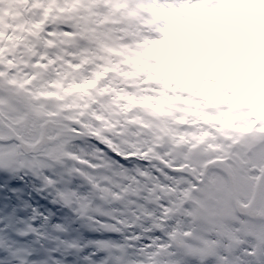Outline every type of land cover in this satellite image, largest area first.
I'll use <instances>...</instances> for the list:
<instances>
[{
  "label": "snow or ice",
  "instance_id": "1",
  "mask_svg": "<svg viewBox=\"0 0 264 264\" xmlns=\"http://www.w3.org/2000/svg\"><path fill=\"white\" fill-rule=\"evenodd\" d=\"M31 4L19 33L0 30V112L30 117L51 147L47 162H20L0 149V264H137L118 237L143 242V264H151L154 242L166 239L177 249L172 264H227L232 258L218 242L189 243L163 221L199 210L183 207L186 173H204L207 188L221 192L234 183L225 161L244 143L228 114L178 118L166 99L115 87L109 74L120 71L113 57L122 25L114 9L122 0ZM118 157L147 163L128 168ZM127 218L134 225L118 226ZM217 235L231 238L227 223ZM238 255L236 264H264V244Z\"/></svg>",
  "mask_w": 264,
  "mask_h": 264
},
{
  "label": "clouds",
  "instance_id": "2",
  "mask_svg": "<svg viewBox=\"0 0 264 264\" xmlns=\"http://www.w3.org/2000/svg\"><path fill=\"white\" fill-rule=\"evenodd\" d=\"M223 6L224 0H177L174 7L176 9L175 16L179 23L173 27L182 28L184 21L199 19L198 16L188 15V11L199 13L201 7L211 11ZM97 7L107 6L98 5ZM74 14L77 13H68V15ZM214 19L221 20L223 16ZM234 27V25L229 24L215 31L199 57L198 66L189 69L209 86V89L204 90L205 93L221 90L224 70L230 64L233 55L240 52V49L235 45L241 37L234 31ZM113 59L120 71L109 75L115 77V87L120 88L126 94L155 95L153 89L164 88L171 97L179 98L190 95L178 83L157 79L158 74L136 73L135 79H129L128 74L131 72L132 66L124 63V58L119 55H114ZM150 63H154V61H150ZM191 98L200 104L205 103V99L200 96L199 92L192 93ZM185 107L183 104L179 105L177 114L183 115L182 109ZM92 142L95 143V141ZM50 147L51 145L45 142L40 130L34 126L30 117L21 115L16 111L5 110L0 112V149H3L5 156L11 152L20 162L33 160L47 162L49 159L47 150ZM118 159L128 168H134L137 165L144 166L147 163L146 160L135 157H130L127 160L123 157H118ZM213 160H215L214 157ZM225 163L232 167L235 179L252 182L253 177L264 178V143L253 146L244 144L235 148L233 158L225 161ZM215 170L217 169L209 168V171ZM184 178L187 181L184 187L189 190V198L183 207L188 210L193 208L199 210L195 215H181L179 219L176 215L165 217L163 223L168 233L178 232L181 234V238L189 243H200L196 240L197 236L203 240L218 242L217 251L220 253L227 252L228 256L232 258L227 261V264H236L239 259L238 254L253 243L264 244V239L257 240L258 236L264 237V216L253 215L255 205L249 206L250 202L238 200L232 204L231 213H226L224 211L226 194L209 191L205 183L204 173L194 176L189 172L185 174ZM259 182H262V179ZM96 203L102 208L107 209L108 207L102 201ZM134 223L131 218H127L124 225L118 226L125 227V225H134ZM225 223L229 226L231 238L217 235L220 226ZM136 230L139 231V229ZM118 238L127 245L129 258L137 261V264H143L138 251L143 242H131L125 241L123 237ZM154 243L157 246L151 251V264H172L176 259L175 253L177 252L174 242L166 239L162 246H160L161 241ZM208 264H215V261L209 260Z\"/></svg>",
  "mask_w": 264,
  "mask_h": 264
},
{
  "label": "rangeland",
  "instance_id": "3",
  "mask_svg": "<svg viewBox=\"0 0 264 264\" xmlns=\"http://www.w3.org/2000/svg\"><path fill=\"white\" fill-rule=\"evenodd\" d=\"M30 1L4 0V3L0 4V30L6 34H9L10 29L21 31L26 25L28 18L26 8L29 7ZM176 2L177 0H122L124 6L114 9L116 16L119 17L115 22L122 25L120 28L122 42L128 38V41L133 44L130 52L132 51L139 56L144 53L148 54V57L152 59L151 61H154L151 64L158 66L166 75L178 73L180 76L185 75L189 80H193L198 77L189 69L198 66L199 57L212 34L221 27L232 24L235 26L234 31L241 37L235 47H238L241 52H246L249 48L254 47L255 54L252 58H247L248 62L244 59L243 64L241 61L228 64L224 73L229 72V76H233L234 73L238 76L240 73V78L244 75L248 77L249 85L256 86V90H250L245 100V106L251 107L254 111L256 107H263L264 0H224L223 7L214 8L211 11L203 7L199 13L188 11V15L198 16L199 19L184 21L182 28L173 27L179 23L175 16L174 5ZM33 12H35V8L31 11V13ZM221 16H223L221 20L214 19ZM136 41H141V43L137 44ZM123 47L125 50L131 48L122 43L119 49ZM251 70H253V79L250 76ZM237 71L239 72L238 75ZM251 80H253V84ZM237 86H239V81ZM231 88L229 87L227 90L229 91ZM239 91V88L237 90L232 88L229 92V99L234 103H229L226 106L221 105V107L228 111L241 108L240 104H243L237 100L238 95H240ZM257 95H262L263 103L259 105L255 103ZM252 98H254L253 101ZM245 106L243 105V109H246ZM248 114L251 115L250 111ZM257 132L259 135L250 134V141L246 145L253 146L264 143V130L258 129ZM214 173L224 177L219 172ZM255 179L256 177H253L252 182L235 179L239 200L248 202ZM208 190L225 193L224 211L231 213L232 203L228 189L223 192L215 188ZM255 214L264 216V191L262 190Z\"/></svg>",
  "mask_w": 264,
  "mask_h": 264
},
{
  "label": "trees",
  "instance_id": "4",
  "mask_svg": "<svg viewBox=\"0 0 264 264\" xmlns=\"http://www.w3.org/2000/svg\"><path fill=\"white\" fill-rule=\"evenodd\" d=\"M29 7L26 8L27 13V21L32 14L31 11L33 10V6L31 4V1L29 2ZM26 21V22H27ZM19 30V29H18ZM9 30V34L16 35L20 32V30ZM126 44V47H131L129 50H125L123 47L122 49H118L117 52L118 55L124 58V63H127L132 66L131 72H129L128 77L129 79H135L136 73H143V72H149L158 74L157 79L163 80V81H172L175 83H178L183 87L187 92L190 93L188 96L184 97H171L170 94L167 92L164 88H158L153 89L152 91L155 92V95H145L152 97L153 100L158 99H166L171 104V109L175 112L176 116L182 117L184 115L190 114L192 111H199L202 110L204 112H207L209 114H217V113H227V118L230 119L234 127L240 131V135L242 136L243 143L246 144L250 141V134H257L258 129L264 130V106L263 107H256V110L254 111L251 107L248 108L245 106L246 104V97L249 95L250 90H256V86L249 85L248 77L245 75L240 78V73L237 71V75L235 73L233 76H229V72L224 73V76L222 78L223 82L220 86V91L218 92H212L207 91L205 93L204 90L209 89V86L200 78H195L193 80H189L185 75L180 76L178 73H170L169 75H166L163 70H161L158 66H154L150 63L152 59L148 57V54H141V56L134 54L130 50L132 49V43L128 41V38L126 41L122 42ZM137 44H140L141 41H136ZM130 45V46H129ZM255 54V49L249 48V50H246V52H239V54H234L231 58V62H248L247 58L253 57ZM244 59H246L244 61ZM134 65V66H133ZM249 65V64H248ZM228 71V70H227ZM253 70H251L252 74ZM243 75V74H242ZM239 81V86H237ZM230 85V86H229ZM229 87L235 88L236 90L239 88V94L238 99L240 103H242L246 109H243V105L240 104L241 108H235L233 110H226V108L221 107V105H227L229 103H234V101L229 99V92H231L232 88L227 90ZM199 92L200 96L205 99L204 104H200L198 101L193 100L191 98L192 93ZM254 98H252L253 101ZM256 105H259L262 102V95H257L256 99ZM185 105L186 107L182 109L183 115L177 114V108L179 105ZM199 106V107H198ZM248 111H250V116L248 114ZM246 116V117H245ZM244 129H247V131H243ZM263 138V137H262Z\"/></svg>",
  "mask_w": 264,
  "mask_h": 264
},
{
  "label": "water",
  "instance_id": "5",
  "mask_svg": "<svg viewBox=\"0 0 264 264\" xmlns=\"http://www.w3.org/2000/svg\"><path fill=\"white\" fill-rule=\"evenodd\" d=\"M218 171H221L225 178L227 179V173H224L222 170L217 169ZM260 179H264V178H257L253 187V191H252V195L251 198L249 200V206L255 205L257 206V202L259 199V195H260V191H261V186H260ZM229 189V194H230V198H231V202L232 204L235 201H238V194H237V186H236V181H234V183L228 188ZM256 208V207H255ZM254 215V213H253Z\"/></svg>",
  "mask_w": 264,
  "mask_h": 264
},
{
  "label": "flooded vegetation",
  "instance_id": "6",
  "mask_svg": "<svg viewBox=\"0 0 264 264\" xmlns=\"http://www.w3.org/2000/svg\"><path fill=\"white\" fill-rule=\"evenodd\" d=\"M255 216H258L257 214H255Z\"/></svg>",
  "mask_w": 264,
  "mask_h": 264
}]
</instances>
